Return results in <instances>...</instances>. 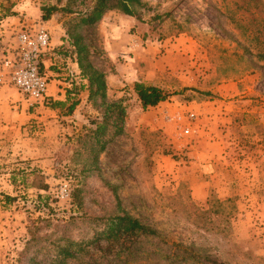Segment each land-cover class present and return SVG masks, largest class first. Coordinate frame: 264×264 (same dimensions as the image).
<instances>
[{"label":"rangeland","instance_id":"rangeland-1","mask_svg":"<svg viewBox=\"0 0 264 264\" xmlns=\"http://www.w3.org/2000/svg\"><path fill=\"white\" fill-rule=\"evenodd\" d=\"M141 1L134 17L111 9L78 27L127 112L97 167L81 139L102 113L86 98L71 116L0 134V264H46L68 237L82 244L65 264H264V0ZM58 2L0 0V21L68 39L91 1L62 0L73 13L44 22ZM136 82L171 96L143 110ZM66 183L85 190L82 209L59 198ZM116 195L159 235L95 243L90 220L114 215Z\"/></svg>","mask_w":264,"mask_h":264},{"label":"trees","instance_id":"trees-1","mask_svg":"<svg viewBox=\"0 0 264 264\" xmlns=\"http://www.w3.org/2000/svg\"><path fill=\"white\" fill-rule=\"evenodd\" d=\"M91 4L82 14L78 24L71 25L67 31L68 41L73 53L76 55L77 64L81 71V75L87 81V101L93 103L94 107L102 113L101 119L94 121L95 128L88 130L86 136L82 138V145L92 155V163L96 167L99 163V155L103 153L109 144L124 134V125L127 117L126 108L122 101L109 102V86L106 75L98 70L91 62L92 50L85 42L84 37L79 34L78 27L83 25H95L101 21L105 14L111 9H119L125 15L136 16V6H143L141 0H90ZM59 4L52 6H43L41 11L44 22H48L58 13L72 14V10L68 6L60 8L62 0ZM9 11V9H7ZM7 17V16H6ZM134 92L138 97L142 109L148 110L166 102L171 94L153 85L136 82ZM80 102L73 103L66 107L60 103L54 105L56 108H65V116H71L77 109ZM90 171V168L86 169ZM33 186L40 190H48L49 185L46 184L44 177L36 176ZM115 190V189H114ZM116 194V190H115ZM85 190L76 188L71 192V200L80 209L83 208L85 200ZM117 196V195H116ZM13 198L6 197L8 202ZM117 205L112 216L102 218H91L90 223L97 228L95 230V243L99 244L102 241L107 243V247L115 248V246L129 247V244L135 242L141 237H157L158 231L150 226L143 224L138 218L127 213L122 207L117 196ZM81 242H74L69 237L61 238L53 243L55 255L50 256L46 264H65L68 260L76 257V252L81 250ZM76 246V250L74 247ZM31 263V262H30ZM32 264V263H31ZM34 264H42L35 262Z\"/></svg>","mask_w":264,"mask_h":264},{"label":"crops","instance_id":"crops-1","mask_svg":"<svg viewBox=\"0 0 264 264\" xmlns=\"http://www.w3.org/2000/svg\"><path fill=\"white\" fill-rule=\"evenodd\" d=\"M4 21H0L5 27L0 28V65L6 58L15 59L18 53V26H10V19ZM51 38V51L44 56L41 64V70L49 80L47 100L31 106L9 81L0 86V134L19 133L25 131L23 127L28 123L47 121L57 115L64 117L65 108H55V104L68 107L80 102L77 108H81L85 98L87 99V81L81 75L76 55L69 46L70 42L65 35L58 33L52 34ZM57 122L51 121L54 124Z\"/></svg>","mask_w":264,"mask_h":264},{"label":"built area","instance_id":"built-area-1","mask_svg":"<svg viewBox=\"0 0 264 264\" xmlns=\"http://www.w3.org/2000/svg\"><path fill=\"white\" fill-rule=\"evenodd\" d=\"M18 49L15 59L6 58L0 65V86L7 81L13 84L29 101L31 106L44 103L47 100L49 80L41 70L44 56L50 53L52 38L44 27L22 29L17 34ZM196 115L191 113L189 121H194ZM181 136L192 133L191 126L180 128ZM59 198L71 199V188L61 184L58 190Z\"/></svg>","mask_w":264,"mask_h":264}]
</instances>
